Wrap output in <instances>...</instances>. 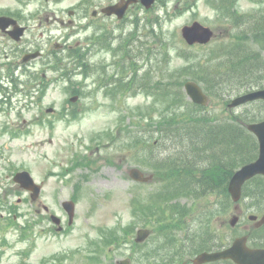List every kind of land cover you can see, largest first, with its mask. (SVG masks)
<instances>
[{"label":"rangeland","instance_id":"obj_1","mask_svg":"<svg viewBox=\"0 0 264 264\" xmlns=\"http://www.w3.org/2000/svg\"><path fill=\"white\" fill-rule=\"evenodd\" d=\"M76 1L68 0L62 7ZM163 1L147 12V19L157 16L159 24H146V29H108L114 35L111 44L129 45L132 57L124 56L121 47L112 56L107 50L113 47L95 44L83 54L85 68L76 59L63 61L55 56V44L69 38L74 48H89L95 29H73L76 19L69 22L66 11L62 13L65 26L56 18L49 25L52 29L47 24L46 29H33L38 43L47 42L53 52L47 58L45 86L49 87L43 98L40 93L27 96L18 91L11 106L0 105V264H116L123 258L131 264H183L191 245L198 248L239 235L241 224L230 225L237 203L221 190L202 192V181L208 177L202 169L226 168L222 148L197 144L201 152L197 157L191 155L193 147L189 146V163L177 170L174 151L169 152V142L160 135L165 120L185 118L196 109L182 97L183 83L192 77L189 74L200 72L202 61L206 69L227 57L217 51L214 59L213 49L218 38L227 33L226 37L234 36L238 28L233 24L231 3L216 0L213 8L207 0H196L186 9L184 0ZM236 5L247 10L256 7L249 0H238ZM260 5L255 15L264 13V2ZM193 19L213 27L218 40L189 47L181 29ZM238 23L245 28L242 32L251 28L249 20ZM254 24L251 29H264V22ZM251 46L254 50L255 45ZM157 59L162 60L158 76ZM129 73L133 81L143 80V75L146 79L139 86L129 84L126 91ZM114 75L124 78L123 83L114 82ZM16 77L33 84L24 72ZM215 83L211 89L220 99L227 90ZM74 92L79 97L72 103ZM209 106L216 114L217 120L211 122L216 127L226 115L216 99ZM48 107H54V112H47ZM102 131L107 134L100 136ZM246 158L248 154L241 159ZM134 166L153 174L152 180L131 178L129 169ZM15 168L28 169L36 180L44 181L39 201H31L13 182ZM255 188L251 183L246 187L244 205L258 201ZM189 189L201 192H186ZM72 197L77 202L76 218L68 225L61 203ZM44 204L61 216L65 230H57ZM141 227L154 232L145 242L136 243ZM187 233L189 243L182 241Z\"/></svg>","mask_w":264,"mask_h":264},{"label":"flooded vegetation","instance_id":"obj_2","mask_svg":"<svg viewBox=\"0 0 264 264\" xmlns=\"http://www.w3.org/2000/svg\"><path fill=\"white\" fill-rule=\"evenodd\" d=\"M67 1L0 0V95L5 96L3 102L11 106L13 95L17 93L16 76L21 69L20 65H26L31 71V86L34 89L36 87L38 92L44 89L46 74L37 63L50 57L52 51L48 46L35 44L32 30L46 29V24L47 29H52L49 25L56 18L60 20L61 26H65L62 17L64 11L70 16L69 22H73L76 17L73 29H95L97 39L114 40V35L108 29H146L148 10L142 0H78L73 3L74 7L65 9L62 5ZM52 5L57 8L52 9ZM114 6L117 7L112 8ZM22 27L27 30L21 39L16 40L11 32ZM65 45L72 47L67 43ZM65 45L60 43L57 47L66 51ZM36 50H41L42 55L24 63V56ZM250 210L242 202L237 205L243 235H247L249 246L264 249V199L256 201Z\"/></svg>","mask_w":264,"mask_h":264},{"label":"trees","instance_id":"obj_3","mask_svg":"<svg viewBox=\"0 0 264 264\" xmlns=\"http://www.w3.org/2000/svg\"><path fill=\"white\" fill-rule=\"evenodd\" d=\"M251 56L253 55L243 53L239 58L237 55L231 57L232 68L235 71L242 73L248 72V74H254L256 71L264 69V64L256 63L254 61L255 59L251 58ZM189 68H191V66H189ZM218 68L222 70L232 69L230 67L228 68L227 64H220ZM202 69H204L203 61L201 63V71H194L196 73H190L189 75H192L194 79L204 82L202 79V73L204 70ZM211 81L214 82L213 80ZM226 82L228 81L221 82V84ZM207 83L210 82L207 81ZM259 84H264V81L260 80ZM182 97L185 98L184 93H182ZM189 104L196 108L192 114H189L185 118L175 119L174 121L173 119L165 120V125L160 130V135L164 136L170 144L169 152L174 151L173 165H175L178 170L179 168L182 169L183 165L189 163L186 160V152L187 148L189 149V146L193 147V151L190 150L191 155L196 156V154H198L197 157L201 155L200 150H196L197 144L206 147L212 146L213 150L216 149L214 147H221L222 161L224 164H227L226 168L221 166L214 168L211 166L208 169H202L208 177L202 181L201 186L203 187L202 192L204 193L221 190L229 196L227 186L232 174L240 165H243L256 157L258 152V142L256 141L255 136L240 124L238 120L239 116H228L226 120L218 121L216 127H212L211 113L204 111L202 106H197L191 102H189ZM254 119L255 118L253 117L251 119H246L245 121H252ZM208 127H210L209 130ZM166 152L167 149H165V153ZM246 154L249 155V158L242 160L241 158ZM193 169L195 168L193 167ZM186 192L196 193L197 195L201 190L198 189V191H194L189 189V191ZM206 195L207 194H204V196ZM211 245L212 244H205L204 247L210 248Z\"/></svg>","mask_w":264,"mask_h":264},{"label":"water","instance_id":"obj_4","mask_svg":"<svg viewBox=\"0 0 264 264\" xmlns=\"http://www.w3.org/2000/svg\"><path fill=\"white\" fill-rule=\"evenodd\" d=\"M147 6H150L154 0H144ZM183 36L189 43L195 42H207L210 40L212 31L202 25L199 22H195L191 26H185L182 29ZM21 31H17V35L20 36ZM187 94L196 103L206 104L208 102V96L204 93L201 86L195 81H188L185 84ZM257 98H264V89L253 91L251 93L244 94L242 96L236 97L230 103V106H237L239 104L245 103L249 100H254ZM249 128L256 132L260 139V154L259 157L238 169L232 176L229 183V191L232 194L234 200H239L242 194V187L244 183L256 174H264V121L260 123L249 124ZM130 174L133 178L137 180L147 181L151 179L152 175L146 176L140 169L132 168ZM17 181L21 182L22 186L34 190L33 197L39 194L40 186L37 185L31 174L27 171L19 172L16 176ZM64 206L70 212L71 218L73 216L74 204L71 201H65ZM53 219L56 222H60V219L53 215ZM237 217H234L232 224H235ZM71 222V221H70ZM139 236L137 240L144 239L149 231L147 229H140L138 232ZM256 250L250 249L246 246L245 237L237 238L234 244L226 249L216 251V252H203L195 258V263H202L206 261H212L221 258H232L238 264H257L255 262ZM259 264H264V251H259ZM121 264H127L123 261Z\"/></svg>","mask_w":264,"mask_h":264}]
</instances>
